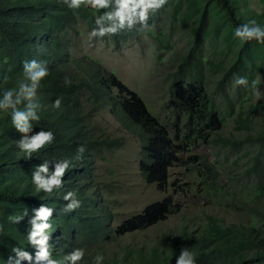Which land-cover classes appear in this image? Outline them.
<instances>
[{"label":"trees","instance_id":"obj_1","mask_svg":"<svg viewBox=\"0 0 264 264\" xmlns=\"http://www.w3.org/2000/svg\"><path fill=\"white\" fill-rule=\"evenodd\" d=\"M173 1L167 0L158 10H150L147 21L158 17L161 10ZM246 5L241 0H209L207 6L220 10L236 28L255 20L246 19L240 13V8ZM80 10L85 21L91 20L92 30L99 31L101 26H110L108 23L96 25L95 17L90 15L87 8ZM105 10L115 11V0ZM263 17L264 14L258 15L257 24L264 27V23H261ZM75 20L73 9H69L62 0H0V101L8 89H14L15 100L21 84L30 86V81L24 77V62L38 60V64L43 62L49 72L34 94V98L42 97L40 102L35 103L38 106L34 110L35 116L40 118L37 121L28 120L31 127L27 132L19 131L12 122L11 108H0V113L5 114L4 125L0 124V264H9L10 256L14 264H48L47 259H38L41 246L30 243L28 239L33 230L31 221L36 220V213L41 207L52 209L47 221L36 220L37 224L46 222L50 226L43 233L48 237L43 246L50 253L48 259H55L58 264H71L65 257L70 256L74 250L83 249L84 256L77 264H95V257L103 256L98 253L103 243L147 231L167 221L179 208L178 199H183L174 190L171 196L148 207L142 215L118 227L113 226L112 215L103 202V196L96 190V186H92V154L83 148L86 140L94 142V136L84 121L74 82L86 83L83 75L77 74L70 78L76 70H70V57L63 60L71 51L67 35ZM207 22L206 12L196 32L197 43L202 40ZM136 26L134 24L131 29H124L135 33ZM47 32L51 35L47 43L42 40L40 49V36ZM262 45L255 40L245 42L248 51L262 49ZM65 78L71 83L65 84ZM91 78L97 89L101 88L112 99L114 107L120 108L130 122L140 129V133L144 134L140 172L147 186L164 189L171 169L183 164V158L200 145H208L211 136L222 127L211 99L202 88L194 84L186 86L177 83L172 88L169 108L179 123L183 124L182 128L176 125L172 134L153 117L141 96L115 75L102 76L97 73ZM112 89L118 91L116 96ZM56 99L61 100L59 108L53 106ZM29 101L21 96L16 110L27 113ZM109 106L112 105L109 103ZM182 119L184 121L180 122ZM41 131H51L53 141L27 155L18 146L20 141L30 140ZM261 140L264 143L263 138ZM81 148L83 151H80ZM65 160L69 162V167L61 178V186L54 188L51 193L37 191L32 180L36 171L46 163L50 175L55 166ZM190 161H195V173L201 179V187L210 195V191L216 188L212 182L214 170L202 159L194 157ZM90 188H94V191L90 192ZM173 188L176 186L173 185ZM68 192L75 195L65 200L64 196ZM181 192L184 193L183 190ZM260 193L261 190L257 188L255 195L258 197ZM241 195L249 205V192ZM73 201H79L80 207L65 211ZM20 216L22 219L17 222L16 218ZM181 243L195 254V264H264V217L254 216L248 225L239 226L227 225L216 216H208L202 236L195 238L185 235ZM13 248L26 252L30 259L16 256ZM179 250V246L170 249L171 264H176ZM134 253L141 259L139 264H142L143 251L138 249ZM115 256L117 254L112 255L110 261L103 259L101 264H119V259L113 258ZM128 259H123L126 264ZM150 261L151 264L169 263L156 250L151 251ZM129 264H133V261H129Z\"/></svg>","mask_w":264,"mask_h":264},{"label":"rangeland","instance_id":"obj_2","mask_svg":"<svg viewBox=\"0 0 264 264\" xmlns=\"http://www.w3.org/2000/svg\"><path fill=\"white\" fill-rule=\"evenodd\" d=\"M208 1L174 0L155 19L144 25L136 23L135 33L124 29L102 37H90L92 22L83 19L80 9L87 8L95 19L107 12L105 9L99 11L90 4H81V8L73 10L76 20L67 35L71 51L63 60L70 57V70H76L69 77L83 75L86 83L74 82L84 121L94 136V142L86 140L83 148L92 154V186L103 196L113 226L142 215L174 190L183 198L178 199L179 208L167 221L103 243V248L97 249L104 260L110 261L117 254L113 258L119 259V264H126L125 257L129 258L128 264H139L141 259L134 252L141 249L142 264H151L152 250L171 264L170 249L184 248L181 239L185 235L200 238L208 216L239 226L248 225L254 216L264 217V98L256 101L252 94L253 81L264 94V44L262 49L248 51L245 42L234 36L235 27L220 10L209 8ZM241 1L247 3L240 8L242 16L257 23L258 15L264 14V0ZM206 12V30L197 43L196 32ZM50 35L47 32L40 36V49L42 40L47 43ZM97 73L115 75L138 93L153 117L172 134L176 125L183 127L169 108L172 88L177 83L194 84L211 99L222 127L208 145H200L183 158V164L171 169L164 189L147 186L140 172L144 134L120 108L114 107L101 88L97 89L91 78ZM238 77H246L248 86L236 85ZM112 93L116 96L118 91L112 89ZM41 98L33 96L29 104ZM4 115L0 113L1 125ZM194 157L204 160L215 172L212 182L216 188L210 195L195 173V161H190ZM257 188L261 190L258 197ZM246 192L249 205L241 195Z\"/></svg>","mask_w":264,"mask_h":264},{"label":"clouds","instance_id":"obj_3","mask_svg":"<svg viewBox=\"0 0 264 264\" xmlns=\"http://www.w3.org/2000/svg\"><path fill=\"white\" fill-rule=\"evenodd\" d=\"M63 4L67 5L69 9H78L81 4H90L95 9H107L109 8L112 0H62ZM167 0H115V11L105 12L102 16L96 18V25H102L103 23L110 24L109 27H100L99 31L94 29L90 34V37L104 36L106 34H116L118 30L127 27L131 29L134 24L140 23L142 25L146 24L148 19V12L156 11L162 7ZM139 10V11H137ZM234 36L239 38L242 42H248L255 40L258 44H264V27H261L252 20L247 23H243L235 28ZM24 77L30 81V86L24 84L20 85V92L16 93V99L13 100L14 89H8L4 93V98L0 101V108H11L12 111V122L16 125L17 129L21 132H27L31 125L28 124V120H39L40 117L35 116L34 110L36 105H29V111L27 113L20 112L16 110V105L19 104L21 96L25 99L31 100L40 86V82L49 75L48 69L43 62L37 63L36 60L26 61L23 64ZM71 81L65 78V84H70ZM235 84L238 86H248V80L246 77H238L235 79ZM252 94L256 101L264 98L258 88L256 87V81L252 84ZM61 104L60 99H56L54 103L55 108H59ZM53 133L51 131H41L30 140H22L19 143V147L27 155H31L41 149L45 144L51 143L53 141ZM83 151V148L80 149ZM69 167V162L65 160L63 163H58L55 166L54 172L50 175L48 173L47 164L42 165L36 173L33 175V183L36 185L37 191L43 190L46 193H51L54 188H59L61 186V178L63 177L65 171ZM73 192H68L64 196L65 200H69L74 197ZM80 207L79 201H73V203L68 204L65 211H70L74 208ZM26 214V212H25ZM52 214L51 208L41 207L36 213V220L47 221L49 216ZM22 217H17L16 221L19 222ZM36 220H32L33 230L30 232L28 239L30 243L38 244L41 246V250L38 253V259H47L48 264H58L55 259H48L50 253L44 248L48 237L43 235L44 231L50 226L48 223L43 222L40 224L36 223ZM40 237V239H37ZM13 253L18 257L24 259H30L29 255L20 250L19 248H13ZM84 256L83 249L74 250L73 253L65 257V259L70 260L71 264H77ZM9 264H14L13 257L10 256ZM103 256L97 255L95 257V264H101ZM176 264H195V254L190 252L186 247L182 248L179 256L176 259Z\"/></svg>","mask_w":264,"mask_h":264}]
</instances>
